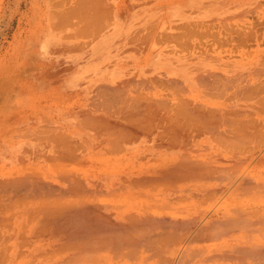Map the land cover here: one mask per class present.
<instances>
[{"label": "bare ground", "instance_id": "1", "mask_svg": "<svg viewBox=\"0 0 264 264\" xmlns=\"http://www.w3.org/2000/svg\"><path fill=\"white\" fill-rule=\"evenodd\" d=\"M198 48L181 77L153 75L148 98L128 78L133 97L110 111L0 128V264H264V54L211 65ZM27 134L50 141L49 161L24 153Z\"/></svg>", "mask_w": 264, "mask_h": 264}, {"label": "crops", "instance_id": "2", "mask_svg": "<svg viewBox=\"0 0 264 264\" xmlns=\"http://www.w3.org/2000/svg\"><path fill=\"white\" fill-rule=\"evenodd\" d=\"M84 1L88 2L87 6L91 3L101 5L95 7L97 5L92 4L94 8H86V3L81 0H0V128H34L37 125L42 128L40 124L46 126L55 119H65L67 116L75 118L81 109V112L88 110L87 113L110 111L113 108L112 102L121 97L118 94H127L131 90L128 87H136V82L131 79L128 81V78L138 79V82L139 78L146 79L145 82L140 79V83L137 82L138 86L133 90L135 93L139 91L140 95L131 92L134 97L139 96L137 98L140 100L141 97L148 98L146 95L150 90V83L157 76V80L178 78L182 71L195 66L193 64L197 65L198 39L212 35L222 36L208 33L209 28L230 21V17L234 15V7L241 5V0L237 3V0ZM100 6L109 11L107 14L103 11L108 19L99 12L102 11ZM93 9H97L99 13H95ZM91 12L92 15H97L92 18L91 14L88 15ZM94 21L96 24L92 23ZM67 65L71 66L68 68ZM153 75L156 77H152ZM127 81L128 83L123 84ZM108 85L111 89H107ZM98 86L99 89L110 90L109 94L106 90L103 92L105 97L101 93L105 102L101 101H104L102 96L95 98L100 92ZM115 87L123 91L118 93L120 90H115ZM107 94L112 99L111 103L109 101L110 105L106 102L109 99ZM112 95L114 99L119 97L113 100ZM133 96L129 95L130 98ZM90 99H93V103H99H96L98 110L93 109L95 104ZM102 106L110 108L105 110ZM77 110L79 111L76 112ZM76 118H80V115Z\"/></svg>", "mask_w": 264, "mask_h": 264}, {"label": "rangeland", "instance_id": "3", "mask_svg": "<svg viewBox=\"0 0 264 264\" xmlns=\"http://www.w3.org/2000/svg\"><path fill=\"white\" fill-rule=\"evenodd\" d=\"M237 1H236V3H237ZM234 9L235 10H233L232 12L235 15H232V17L230 18V21H227L226 23H220L218 25H215L213 28H209L208 33H210V34H221L222 36H220V37H212V36L202 37L199 39V41L201 40V42L198 41V47L202 46V47L206 48V54H208V55L206 56V54L204 53V59L205 60L207 59L208 63L211 65H221V64L227 65L228 64L227 62L230 63L228 65H231V64L236 65V63H238L239 61L245 62L255 54V50H259V52L261 54H264V36H263V34H264V0H242L241 5L234 7ZM245 10H247V11H245ZM243 11H244V13H242ZM237 13L240 14V15H238L240 17L236 16ZM222 24H224V25H222ZM228 24L232 25V26L229 27ZM232 28L235 31L231 30ZM234 28H236V29H234ZM250 28L253 31L250 30ZM258 31L260 33H258ZM230 32H232V33H230ZM237 33H238V35H237ZM239 34L242 35V37ZM259 34H261V35H259ZM232 37H234V39ZM257 39H258V42H257ZM260 39H262V40H260ZM224 40L227 41V43ZM230 41H231V43H230ZM255 42H257L258 44ZM198 49L200 50V48H198ZM198 55L201 56L202 53L199 51ZM218 63H220V64H218ZM158 88H160V87L158 86ZM149 94H150V92L147 94L148 97H149ZM134 95H136V94H134ZM75 121H76V119L74 120V123H75L74 125L77 124L76 123L77 121L76 122ZM28 135L30 137V140H28V142L26 143L27 146L24 149V153L26 151L27 154L31 155V158H30L31 161H33L34 159H35L34 161H39L41 159L40 162H44V160L49 161L50 158L52 157L50 155L51 154L54 155V153L52 152V149L50 148L51 147L50 141L45 140V141L40 142V140L37 141L36 138H34V136L33 137L30 136V134H27L26 137H28ZM18 136L20 137L21 135H18ZM31 137L34 139H32ZM35 137H36V135H35ZM37 137H39V135H37ZM45 142H46V144H45ZM43 144L45 147L43 146ZM35 149L37 151H35ZM80 150H81V152H80ZM82 150H83L82 148H78V149H76V153H82L83 152ZM41 153H44L45 156L40 157V159L37 158V157H39V156H37V154L39 155ZM2 154H3V150L0 148V155H2ZM2 157H4V156H2ZM43 157H45V158H43Z\"/></svg>", "mask_w": 264, "mask_h": 264}]
</instances>
